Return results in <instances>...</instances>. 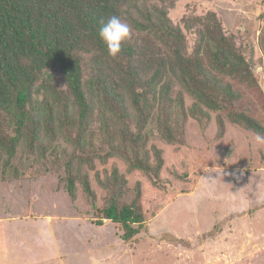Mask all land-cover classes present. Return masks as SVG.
I'll return each mask as SVG.
<instances>
[{
	"label": "trees",
	"instance_id": "obj_1",
	"mask_svg": "<svg viewBox=\"0 0 264 264\" xmlns=\"http://www.w3.org/2000/svg\"><path fill=\"white\" fill-rule=\"evenodd\" d=\"M176 2L0 0V181L27 174V159L63 161L66 186H59L76 198L82 185L96 209L93 224L118 225L116 246L145 227L143 191L138 183L127 199L126 174L139 170L159 183L165 160L156 140L185 143L189 119L204 130L215 118L220 135L227 120L264 135V122L236 106L243 94L235 81L259 86L255 44L240 42L214 10L175 22ZM112 15L131 28L116 57L98 35ZM258 42L264 55L263 31ZM112 159L126 171L114 165L101 178L97 161ZM93 170L107 191L103 206Z\"/></svg>",
	"mask_w": 264,
	"mask_h": 264
},
{
	"label": "rangeland",
	"instance_id": "obj_2",
	"mask_svg": "<svg viewBox=\"0 0 264 264\" xmlns=\"http://www.w3.org/2000/svg\"><path fill=\"white\" fill-rule=\"evenodd\" d=\"M176 5L170 10L175 22L189 11L200 15L214 10L226 28L239 31L240 42L255 44L256 57L263 59L254 68L259 86L235 81L243 94L236 106L264 122V55L258 42L264 32V0H177ZM226 124L220 135L215 118L204 130L189 119L185 143L156 140L165 160L157 185L142 171L126 174V198L135 196L140 183L147 217L127 247L116 246L118 225L110 220L102 226L93 224L96 209L80 183L76 198L59 186L62 181L66 186L63 161L58 164L48 157L49 161L30 166L27 159V174L0 181V264H264V207H259L264 203V145L255 142L254 132L228 120ZM209 159L216 160L225 174L205 187L206 182L211 184L206 178L216 176L207 173L213 166ZM97 163L101 178L104 168H127L119 159ZM32 171L37 177L28 176ZM90 175L96 203L103 206L107 191L94 170ZM44 227L55 229L62 244L57 258L52 256L56 247L42 241L48 238ZM208 231L215 233L205 240L202 234Z\"/></svg>",
	"mask_w": 264,
	"mask_h": 264
},
{
	"label": "clouds",
	"instance_id": "obj_3",
	"mask_svg": "<svg viewBox=\"0 0 264 264\" xmlns=\"http://www.w3.org/2000/svg\"><path fill=\"white\" fill-rule=\"evenodd\" d=\"M99 38L105 43L107 47L108 54L111 57H116L121 50V45L124 41L128 40L131 35L130 25L123 21L120 17L116 15L110 16L106 22H104L99 29ZM254 140L259 145H264V135L256 133ZM208 161L213 162V166L209 167V174L215 173L216 176L213 178L209 175L206 178V181H211V184L205 183V187H211L215 184V181L218 177H222L224 173L223 167L216 163V160L209 159ZM237 180L240 179L239 176L236 177ZM235 211H241L242 209L237 208Z\"/></svg>",
	"mask_w": 264,
	"mask_h": 264
},
{
	"label": "crops",
	"instance_id": "obj_4",
	"mask_svg": "<svg viewBox=\"0 0 264 264\" xmlns=\"http://www.w3.org/2000/svg\"><path fill=\"white\" fill-rule=\"evenodd\" d=\"M45 229V233H43L46 237H48L47 239L45 240H42L43 242H46L47 244L50 243L52 244V246H55L56 249L54 250L55 252L53 253L54 255H52L53 257L57 258L58 256V247L61 246L62 244L58 241V236L56 235V231L55 229L54 230H48V228L44 227ZM58 234V233H57ZM50 236V237H49ZM71 248V247H70ZM7 252V249L5 250ZM4 251V252H5ZM5 252V253H6ZM69 254H73V250L71 248V251L68 252ZM60 254V253H59ZM45 255V254H43ZM52 256L46 258L48 261L47 262H51V259L50 258H53ZM38 261L36 262H33V263H37ZM44 263V262H43ZM13 264H22V263H13Z\"/></svg>",
	"mask_w": 264,
	"mask_h": 264
}]
</instances>
